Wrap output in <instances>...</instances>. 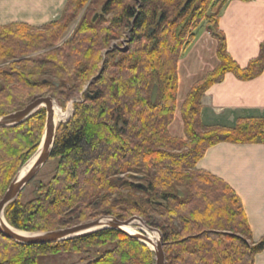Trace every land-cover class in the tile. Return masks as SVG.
Here are the masks:
<instances>
[{
    "label": "trees",
    "instance_id": "trees-1",
    "mask_svg": "<svg viewBox=\"0 0 264 264\" xmlns=\"http://www.w3.org/2000/svg\"><path fill=\"white\" fill-rule=\"evenodd\" d=\"M228 1L68 0L61 17L43 27L0 26V117L37 98L63 108L73 103L71 117L56 128L54 174L31 200L19 196L5 208L11 227L39 233L101 216L139 217L160 231L166 264H253L264 238L253 242L236 193L195 167L217 144H264V118H242L233 127L201 122L202 96L226 74L244 82L262 74L264 45L242 69L214 32L216 66L177 102L181 52L203 20L216 27ZM80 15L73 34L57 46ZM126 33L124 50H108ZM177 109L181 135L171 130ZM44 123L40 109L0 129V199L36 152ZM92 249L103 250L87 264H155L152 251L116 230L37 246L0 235V264H38L40 257Z\"/></svg>",
    "mask_w": 264,
    "mask_h": 264
},
{
    "label": "crops",
    "instance_id": "crops-1",
    "mask_svg": "<svg viewBox=\"0 0 264 264\" xmlns=\"http://www.w3.org/2000/svg\"><path fill=\"white\" fill-rule=\"evenodd\" d=\"M67 2L0 0V26L43 27L61 17ZM214 32L223 36L232 60L246 68L264 45V0H229L219 12ZM242 118H264V69L259 77L245 82L228 73L201 98L204 126L233 127ZM195 169L225 182L242 204L253 242L264 238V145L217 144L207 149ZM253 264H264V250L253 257Z\"/></svg>",
    "mask_w": 264,
    "mask_h": 264
},
{
    "label": "water",
    "instance_id": "water-1",
    "mask_svg": "<svg viewBox=\"0 0 264 264\" xmlns=\"http://www.w3.org/2000/svg\"><path fill=\"white\" fill-rule=\"evenodd\" d=\"M96 18L97 16L95 15L93 21ZM155 98L156 89L154 88L151 96L152 102H154ZM54 104V100L50 97L37 98L28 103L22 110L0 117V129H4L23 123L40 109H43L45 112L44 129L36 152L19 169L4 195L0 199V235L19 245L37 246L56 244L102 230H116L137 240L152 251L154 254L155 264H166L160 231L152 225H147L141 218L138 217H132L126 221H119L113 217L101 216L97 219L64 229L39 233L19 231L7 223L4 217L5 208L19 197L22 190L35 178V176L50 159L57 128L54 121ZM26 166H28L26 171L21 173L22 168ZM132 224L136 225L134 233H127L123 230L124 227ZM139 225H143V227H138ZM154 232L158 233V241L154 245V248L150 249L148 245L153 244V240L149 237V234Z\"/></svg>",
    "mask_w": 264,
    "mask_h": 264
},
{
    "label": "rangeland",
    "instance_id": "rangeland-1",
    "mask_svg": "<svg viewBox=\"0 0 264 264\" xmlns=\"http://www.w3.org/2000/svg\"><path fill=\"white\" fill-rule=\"evenodd\" d=\"M213 11L215 10L211 8V15ZM80 18L81 15L78 17L76 22L70 26L67 33L63 36V38H61L57 46L62 45L70 38ZM214 28H215L214 20L211 19L210 22L209 20H203L194 30L195 38L193 42L188 47L184 48V50L180 54L178 61L179 84H180V90L177 96L178 103H180L184 99L183 96L187 94L191 86L195 84L198 80H200L207 72L212 70V68L217 64L216 46H215L216 43L213 39ZM128 37H129L128 33H126L121 40L111 42L108 50H113V49H119L121 51L124 50L126 46V40H128ZM105 53L106 51L103 52V54ZM78 101H80V97L75 100V102ZM72 104H73L72 101H69L68 103H66L65 107L63 108L60 107L55 102L57 121L63 123L71 117L73 111ZM59 124L61 123H58L57 126ZM171 130L175 135L182 134V124L178 111L175 114V120ZM55 165H56L55 161L52 160L47 161V163L43 166V168L39 171V173L35 176V178L20 193L19 196L21 202H27L34 197V189L40 183L43 184L46 183L53 176ZM135 227L136 226L134 227L132 226V228ZM102 250L92 249L90 250L89 253L80 254V255L57 254L52 256L40 257L38 260V264H87L89 262L96 260L99 257V254L101 253Z\"/></svg>",
    "mask_w": 264,
    "mask_h": 264
},
{
    "label": "bare ground",
    "instance_id": "bare-ground-1",
    "mask_svg": "<svg viewBox=\"0 0 264 264\" xmlns=\"http://www.w3.org/2000/svg\"><path fill=\"white\" fill-rule=\"evenodd\" d=\"M53 111H54V121H55V124L57 125L58 123H62L60 121H57L56 120V107H55V104H54V107H53ZM63 112V111H62ZM66 122V121H65ZM28 168V166L26 167H23L22 170H21V173H24L26 171V169ZM138 223V222H136ZM132 226H136L135 224H132L130 226H127V227H124L123 230L126 231L127 233H134L135 232V229L132 228ZM138 227H143V225H139ZM152 237L151 239L153 240V244H149L148 247L150 249H153L154 248V245L156 244V242L158 241V233L154 232V233H150L149 234V237Z\"/></svg>",
    "mask_w": 264,
    "mask_h": 264
},
{
    "label": "flooded vegetation",
    "instance_id": "flooded-vegetation-1",
    "mask_svg": "<svg viewBox=\"0 0 264 264\" xmlns=\"http://www.w3.org/2000/svg\"><path fill=\"white\" fill-rule=\"evenodd\" d=\"M127 42H128V40H126V45H127Z\"/></svg>",
    "mask_w": 264,
    "mask_h": 264
}]
</instances>
